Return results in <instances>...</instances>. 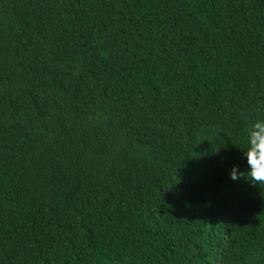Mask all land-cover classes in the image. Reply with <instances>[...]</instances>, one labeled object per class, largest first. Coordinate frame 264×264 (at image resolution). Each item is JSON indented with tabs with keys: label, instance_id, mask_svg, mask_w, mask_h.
Wrapping results in <instances>:
<instances>
[{
	"label": "trees",
	"instance_id": "16d2710c",
	"mask_svg": "<svg viewBox=\"0 0 264 264\" xmlns=\"http://www.w3.org/2000/svg\"><path fill=\"white\" fill-rule=\"evenodd\" d=\"M264 0H0V264H264Z\"/></svg>",
	"mask_w": 264,
	"mask_h": 264
},
{
	"label": "clouds",
	"instance_id": "9594fccd",
	"mask_svg": "<svg viewBox=\"0 0 264 264\" xmlns=\"http://www.w3.org/2000/svg\"><path fill=\"white\" fill-rule=\"evenodd\" d=\"M248 172H239L234 165L230 171L233 180L246 177L253 184L264 185V118L257 119L247 129V147L244 150Z\"/></svg>",
	"mask_w": 264,
	"mask_h": 264
}]
</instances>
